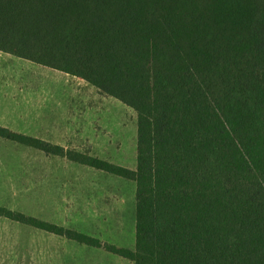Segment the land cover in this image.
<instances>
[{
  "label": "trees",
  "instance_id": "16d2710c",
  "mask_svg": "<svg viewBox=\"0 0 264 264\" xmlns=\"http://www.w3.org/2000/svg\"><path fill=\"white\" fill-rule=\"evenodd\" d=\"M0 52L135 111V170L0 138L133 181L136 243L0 217L134 264H264V0H0Z\"/></svg>",
  "mask_w": 264,
  "mask_h": 264
},
{
  "label": "rangeland",
  "instance_id": "374dc122",
  "mask_svg": "<svg viewBox=\"0 0 264 264\" xmlns=\"http://www.w3.org/2000/svg\"><path fill=\"white\" fill-rule=\"evenodd\" d=\"M69 79L63 90L57 95L48 93V102L41 104L48 108L39 111L38 132L68 150L135 170V111L82 79ZM0 207L78 231L104 244L135 247L133 181L1 138ZM109 255L103 249L0 217V264H134Z\"/></svg>",
  "mask_w": 264,
  "mask_h": 264
},
{
  "label": "crops",
  "instance_id": "0c3cea01",
  "mask_svg": "<svg viewBox=\"0 0 264 264\" xmlns=\"http://www.w3.org/2000/svg\"><path fill=\"white\" fill-rule=\"evenodd\" d=\"M69 78H71L72 80L73 79H77L78 81L81 80L80 78L71 76L69 74H65L57 70L40 66L31 61L0 52V127L4 129H8L11 132L19 135L38 139L50 143L51 145L54 146H60L58 144H55L51 138L41 135L38 132L39 130L38 127L41 125V122L39 121L40 119L39 111L41 108L43 109L48 108L47 105L41 106L42 103L46 104V102H48V98H47L48 93H50V95L56 93L57 95L58 90H63V87H65V85H68L70 80ZM71 93H74V91L71 90ZM4 219L9 220L7 218ZM41 221L52 224L45 220H41ZM14 223L20 224L17 222ZM20 225L33 228L23 224ZM52 225L59 226L57 224H52ZM59 227H63V226H59ZM38 231L47 233L49 235L58 238H64L42 230H38ZM66 240L75 242L69 239ZM107 253L110 254L109 256H113L114 258H121L109 252ZM121 259L126 260L124 258Z\"/></svg>",
  "mask_w": 264,
  "mask_h": 264
}]
</instances>
